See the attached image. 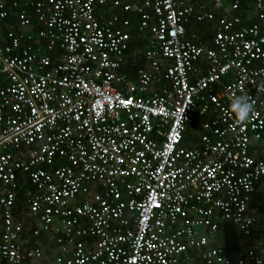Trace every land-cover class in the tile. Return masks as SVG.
<instances>
[{"label":"built area","instance_id":"built-area-1","mask_svg":"<svg viewBox=\"0 0 264 264\" xmlns=\"http://www.w3.org/2000/svg\"><path fill=\"white\" fill-rule=\"evenodd\" d=\"M98 7L137 16L131 79L130 20ZM236 7L215 20L180 0H0V23L16 20L0 34V264L264 263L262 247L214 242L221 222L247 237L264 193V0L250 25ZM190 17L213 21L211 48L184 37ZM232 94L255 101L244 124ZM19 179L34 189L21 218Z\"/></svg>","mask_w":264,"mask_h":264},{"label":"trees","instance_id":"trees-1","mask_svg":"<svg viewBox=\"0 0 264 264\" xmlns=\"http://www.w3.org/2000/svg\"><path fill=\"white\" fill-rule=\"evenodd\" d=\"M227 1H229V2L230 1L231 2L236 1L237 2V7L233 11L232 15L238 16L240 18L242 25H250L254 22L253 20L247 19L248 16H252L251 13L253 10V0H227ZM246 20H248V21H246ZM196 24L198 26L206 25L205 22H203V23L200 22V23H196ZM15 25H16V20L13 18V16L11 14H9L4 19V21L2 23H0V34H3L4 31L8 28V26L14 27ZM207 35L208 34L205 33L202 36L205 37ZM184 37H185V33H184ZM144 42H145L144 38L142 37V35L140 33H137L135 27H133L129 30V41H128L127 53H131V51L134 50L135 54L133 56L127 57V61H126L125 65L122 66L121 69L125 72L127 71L128 77L130 79L132 78L135 69L144 67V62H143V58L141 55L143 47H144ZM202 120H204L203 116H196V114H195V118L192 121V125L194 126V129H196V130L198 129L199 124ZM196 130L194 133H196ZM189 131L190 130H188V129L186 130V132H187L186 136L184 133V144L186 147L191 146V143H190L191 138H189V137H190V134L192 135V132L189 133ZM194 133H193V135H194ZM257 158H261L262 160H264V157H262V156H258ZM263 181H264V179H263ZM33 190L34 189L32 188V186L25 179H21V180L19 179L18 180V185H17V188L15 190V203H14L15 204V210H14V212L19 218L22 217L21 213L26 208V206H25L26 194L25 193H26V191L33 192ZM248 207L256 209L255 213H254L255 222L252 225L250 234L247 237H244L241 234L237 233V236L240 239L239 240L240 241L239 246H237V247H241L242 245L244 246L246 241H251V239L253 237H255V235L257 237L258 236L261 237L263 242H264V230L261 227V224H263V222H264V193L262 192V190L256 191L254 194L251 195ZM224 227L225 228L226 227H229V228L232 227L233 228L232 225H230L227 222H224L222 224L219 223L218 231L221 232ZM259 230H261V234H257V231H259ZM217 243L218 242H216V244ZM225 243H228V240H225ZM237 249H239V248H237ZM225 250L227 252H229L228 246L225 247Z\"/></svg>","mask_w":264,"mask_h":264},{"label":"crops","instance_id":"crops-1","mask_svg":"<svg viewBox=\"0 0 264 264\" xmlns=\"http://www.w3.org/2000/svg\"><path fill=\"white\" fill-rule=\"evenodd\" d=\"M183 1L189 5H191V7L193 8V12L194 15L196 14H204L206 12L211 13L214 17V19H218L219 17H221L222 15L225 14L226 9L228 7V5H230L232 2L227 1V0H218L217 3H214L213 0H180ZM141 2V0H122V3H129V4H139ZM98 13L104 14V13H108V14H113V13H117L118 16L120 17H126L129 18L130 20V28H133L136 26V22H137V16L134 13H121L118 11V9L116 10H111V11H106L105 8L103 7H98L97 8ZM233 12H230V14L232 15ZM252 16H249V18L247 17L248 20H253L255 21L253 18L254 14H253V10H252ZM107 16V15H104ZM252 18V19H251ZM246 20V21H248ZM203 23L205 22L206 25H200L198 26L196 23ZM200 22H196L194 21V19L192 17L189 18V20L187 21L186 25H184V33H185V38L192 41L193 43H197L200 46L204 47V48H211L212 44H211V40L212 37L214 35V25H213V21H206V20H202ZM208 34L207 36L203 37L202 35L204 34ZM209 36V37H208ZM134 52L131 51V53ZM129 53V54H131ZM197 74L192 76V79L196 78L197 76L201 75L203 73V70L206 68V63L203 61V59H200L195 65H194ZM127 73V71H126ZM128 76V73H127ZM226 79H223V81H225ZM162 85L166 86L165 83H163ZM203 121V120H202ZM194 132L196 129H193ZM199 131V128L196 130V132ZM192 131H189V133ZM192 132V135L193 133ZM187 132H185V136H186ZM190 134L191 138V145L193 143V141L195 140V135L196 133L192 136ZM259 191V190H258ZM224 222H221L220 224H222ZM256 226V225H255ZM262 229L264 230V222L263 224H261ZM229 228V227H226ZM231 232L229 234H227L225 232V228L222 229L221 232H216V234L214 235V242H218L217 244L222 245L223 247H227L229 248V253H233L234 251H238L241 249H245V248H249L252 249L254 252H256L258 250L259 247L264 248V242L262 240L261 237H257L255 235V237H253L251 239V241H246L245 245L241 246V247H237L239 246L240 243V239L237 236V231L235 229V227H231L230 228ZM262 230V231H263ZM257 234H261V230L257 231ZM231 238V239H230ZM225 240H228V243H225ZM239 248V249H237ZM237 249V250H236ZM189 259H193V253L189 256L187 254ZM51 260V256L48 257L47 252H44L43 254V258L42 260L39 262L40 264H46L48 261ZM183 262V263H182ZM190 264L192 262L190 261H181L180 264Z\"/></svg>","mask_w":264,"mask_h":264},{"label":"clouds","instance_id":"clouds-1","mask_svg":"<svg viewBox=\"0 0 264 264\" xmlns=\"http://www.w3.org/2000/svg\"><path fill=\"white\" fill-rule=\"evenodd\" d=\"M254 104V99L249 95L232 94L230 97L229 111L238 123L244 124L254 114Z\"/></svg>","mask_w":264,"mask_h":264},{"label":"rangeland","instance_id":"rangeland-1","mask_svg":"<svg viewBox=\"0 0 264 264\" xmlns=\"http://www.w3.org/2000/svg\"><path fill=\"white\" fill-rule=\"evenodd\" d=\"M225 228V227H224ZM223 228V229H224ZM225 232L227 233V234H229L230 232H231V230H230V228H225ZM231 239V238H230ZM248 242V241H247Z\"/></svg>","mask_w":264,"mask_h":264}]
</instances>
